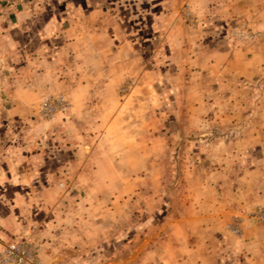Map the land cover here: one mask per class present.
Returning <instances> with one entry per match:
<instances>
[{
  "label": "rangeland",
  "instance_id": "obj_1",
  "mask_svg": "<svg viewBox=\"0 0 264 264\" xmlns=\"http://www.w3.org/2000/svg\"><path fill=\"white\" fill-rule=\"evenodd\" d=\"M259 208L264 0H0V244L264 264Z\"/></svg>",
  "mask_w": 264,
  "mask_h": 264
},
{
  "label": "built area",
  "instance_id": "obj_2",
  "mask_svg": "<svg viewBox=\"0 0 264 264\" xmlns=\"http://www.w3.org/2000/svg\"><path fill=\"white\" fill-rule=\"evenodd\" d=\"M65 101L62 96L43 98L40 109L43 113L63 110ZM256 217L264 220V208H259ZM0 264H40L38 248L26 239L4 242L0 244Z\"/></svg>",
  "mask_w": 264,
  "mask_h": 264
}]
</instances>
